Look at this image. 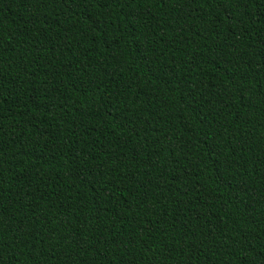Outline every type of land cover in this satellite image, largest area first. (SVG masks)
I'll return each mask as SVG.
<instances>
[{"label":"trees","instance_id":"trees-1","mask_svg":"<svg viewBox=\"0 0 264 264\" xmlns=\"http://www.w3.org/2000/svg\"><path fill=\"white\" fill-rule=\"evenodd\" d=\"M0 264H264V0H0Z\"/></svg>","mask_w":264,"mask_h":264}]
</instances>
